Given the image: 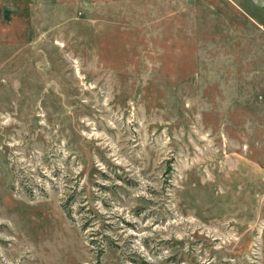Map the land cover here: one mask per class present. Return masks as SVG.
<instances>
[{
    "label": "rangeland",
    "instance_id": "1",
    "mask_svg": "<svg viewBox=\"0 0 264 264\" xmlns=\"http://www.w3.org/2000/svg\"><path fill=\"white\" fill-rule=\"evenodd\" d=\"M0 264H264V7L0 0Z\"/></svg>",
    "mask_w": 264,
    "mask_h": 264
},
{
    "label": "water",
    "instance_id": "2",
    "mask_svg": "<svg viewBox=\"0 0 264 264\" xmlns=\"http://www.w3.org/2000/svg\"><path fill=\"white\" fill-rule=\"evenodd\" d=\"M254 3H256L258 6L264 7V0H253Z\"/></svg>",
    "mask_w": 264,
    "mask_h": 264
}]
</instances>
